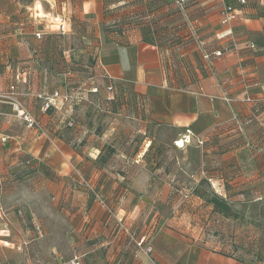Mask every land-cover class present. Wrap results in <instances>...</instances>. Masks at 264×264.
<instances>
[{"label": "crops", "instance_id": "1", "mask_svg": "<svg viewBox=\"0 0 264 264\" xmlns=\"http://www.w3.org/2000/svg\"><path fill=\"white\" fill-rule=\"evenodd\" d=\"M92 1L38 0L36 9L37 0H0V91L14 87L0 105V264H68L75 256L80 264H244L195 241L173 221L144 222L142 214L158 194L149 187L172 175V154L182 151L172 141L186 126L206 143L222 142L226 133L235 142L234 114L252 116L240 139L264 141V102L257 109L221 98L264 94V0H222L239 5L238 19L228 24L220 23L217 0H196L183 10L171 1L167 14L154 10L156 23L146 7L140 25L121 34L100 31L98 63L114 79V114L122 122L106 123L108 137L79 150L54 121L58 107L45 106L55 89L56 51L40 49L39 42L54 28L51 15L64 18L73 7L85 15ZM40 30L45 33L37 38ZM217 48L226 51L211 60L203 56ZM22 110L40 128L26 126L16 115ZM235 158L231 167H218L238 168ZM72 164L82 171L94 167L90 176L115 206V219L87 191L70 186ZM114 167L119 173L106 169ZM54 172L66 187L50 200Z\"/></svg>", "mask_w": 264, "mask_h": 264}, {"label": "rangeland", "instance_id": "2", "mask_svg": "<svg viewBox=\"0 0 264 264\" xmlns=\"http://www.w3.org/2000/svg\"><path fill=\"white\" fill-rule=\"evenodd\" d=\"M171 1L182 10L197 3L196 0H184L180 3L179 0L177 3L175 0H93L86 8L85 15L77 13L74 7L66 11L64 18L62 12L51 15L48 22L54 28L39 42V48L56 51L53 73L55 89L50 98L58 107L54 121L56 125L60 124L61 133L65 134V141L72 148L81 150L85 146L102 143L99 141L109 135L105 131V124L118 122L120 125L122 122L114 114L117 107L114 79L98 63L100 31L121 34L128 28L131 29V25H140L144 20L142 18L146 16V7L148 12L154 13L157 8L167 14ZM141 3L145 5L143 8L140 7ZM155 15L156 13L148 19L151 23L156 19ZM61 22L65 23L64 31L59 28ZM38 32L40 37L45 33L44 30ZM55 91L57 96L53 97ZM221 98L229 106L233 101L242 105L249 102L252 107H259L264 102V94H249L233 99L223 93ZM66 102L70 107L64 109ZM106 118H111L112 121L107 122ZM245 118L234 114V124L240 136L237 135L235 142L230 141L226 133L222 142L206 143L203 136L199 137L193 132L191 143L180 149L181 153L172 154V160L175 161L172 175L160 178L149 187L158 189V194L155 193L157 196L147 203L149 208L144 209L142 219L151 223L158 218L161 222L173 221L199 243L227 251L244 264H264V141H241L245 127L251 123H246ZM36 122L38 126L33 127L40 128V122ZM128 124L131 125L129 122ZM187 128L190 129L186 126L185 131ZM102 133L104 138L101 137ZM71 136L72 143H69ZM108 142L110 138L104 142L105 154L108 152L105 147ZM242 153L245 157L241 158ZM250 154L256 158L254 163ZM237 155L238 160L235 158ZM232 157L235 158V163L240 162V165L237 164L238 168L222 170L218 167L222 162L231 167L234 163L231 161ZM72 165L70 186L75 190L81 188L87 191L95 200L97 199L91 194H98V198H101L100 201L97 200L99 205L105 208L109 217L115 219L116 214L111 215L104 206L111 203L102 196L96 181L90 176L94 167L82 171L75 164ZM253 165L259 167L254 168ZM162 168L160 171L164 172L167 167ZM106 169L119 173L118 167ZM27 170L19 173L28 172ZM236 171H242L243 174L237 175ZM33 176L35 174H28L29 178ZM51 177L55 186L50 187L53 190L48 192L50 200L54 194L63 193L66 187L62 185L63 176L54 172ZM213 197H220L225 206L215 208L210 202ZM111 206L114 212L115 206Z\"/></svg>", "mask_w": 264, "mask_h": 264}, {"label": "built area", "instance_id": "3", "mask_svg": "<svg viewBox=\"0 0 264 264\" xmlns=\"http://www.w3.org/2000/svg\"><path fill=\"white\" fill-rule=\"evenodd\" d=\"M217 1L221 2L222 0H217ZM243 3H245V0H238V4L242 5ZM238 6L230 2H227V3L221 2V6L219 7L220 23L228 24V22L237 20L239 17ZM59 28L64 31L65 23L61 22L59 25ZM35 34L37 37H40L39 32H36ZM222 53L223 51H221L220 49H215L214 51L211 52V55L221 56ZM203 56L206 59H210V55L207 53H204ZM13 88H14L13 86H10L9 92H0V105L1 103L5 102L9 98V94H11L14 90ZM56 96H57V92L55 91L53 93V97H56ZM246 99L251 100L250 97H246ZM49 103L52 104L51 98L47 100V102L45 103V106L47 107ZM13 107L16 108L17 105L14 103ZM16 115L25 122L26 126L28 127L38 126L36 119L30 112H27L25 110H22L21 112L17 111ZM193 135H194L193 131L187 128L184 133H182L181 135L173 139L172 144L178 149L185 148L187 145L191 143ZM94 197L99 201L101 199V198H98L99 197L98 194H94ZM104 206H106L107 210L109 211L111 215L112 214L114 215V212H112L113 207L111 205L104 204ZM143 241H144V237L140 239L138 244L142 243ZM145 248L148 250H151L149 245H147ZM68 264H80V262H79V259L75 256L70 259Z\"/></svg>", "mask_w": 264, "mask_h": 264}, {"label": "trees", "instance_id": "4", "mask_svg": "<svg viewBox=\"0 0 264 264\" xmlns=\"http://www.w3.org/2000/svg\"><path fill=\"white\" fill-rule=\"evenodd\" d=\"M184 0H179V3L180 2H183ZM217 49H220L221 51H226V49H224V48H217ZM215 50V49H214ZM214 50H212V51H214ZM211 51V52H212ZM211 52L209 53V52H204V53H207V54H209L210 55V59L209 60H211V59H213L214 57H216V56H213V55H211ZM252 104V103H251ZM259 107H260V105H259ZM259 107H257V109L259 108ZM253 108H255V107H253ZM254 121V118L252 117V116H248V117H246L245 118V122L247 123H250V122H253ZM244 122V123H245ZM242 127V126H241ZM181 135V134H180ZM204 141L206 142V139H204ZM92 196H94V194H91ZM210 202L211 203H213V205H214V207L215 208H218V206L219 205H223V206H225V202H223L221 199H220V197H213V198H210Z\"/></svg>", "mask_w": 264, "mask_h": 264}, {"label": "clouds", "instance_id": "5", "mask_svg": "<svg viewBox=\"0 0 264 264\" xmlns=\"http://www.w3.org/2000/svg\"><path fill=\"white\" fill-rule=\"evenodd\" d=\"M41 7V5L39 4V2H38V0H37V2H36V4H35V8L36 9H39Z\"/></svg>", "mask_w": 264, "mask_h": 264}]
</instances>
